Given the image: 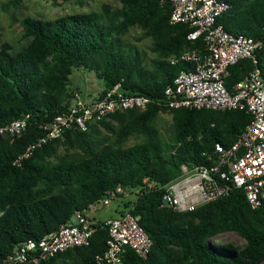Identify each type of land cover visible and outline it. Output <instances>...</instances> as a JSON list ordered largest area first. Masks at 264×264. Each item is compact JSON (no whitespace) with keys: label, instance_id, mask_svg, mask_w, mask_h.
Returning <instances> with one entry per match:
<instances>
[{"label":"trees","instance_id":"1","mask_svg":"<svg viewBox=\"0 0 264 264\" xmlns=\"http://www.w3.org/2000/svg\"><path fill=\"white\" fill-rule=\"evenodd\" d=\"M229 9L218 22L227 31L255 40L264 38V0H221ZM117 11L71 15L44 22L21 21L27 46L0 49V128L29 116L27 131L16 139L0 137V264L29 240L39 241L88 213L119 187L132 191L116 216L131 213L153 241L147 259L128 250L122 264H264V202L252 209L242 192L178 213L162 207L166 186L182 165H210L216 145H234L251 117L244 111L172 110L152 105L147 110L118 112L86 132L70 131L16 165L27 148L41 138L44 126L73 106L70 77L77 70L103 81L101 99L121 85L125 95L161 98L186 65L170 59L187 50L205 53L202 41L190 42L188 25H171L172 7L163 0H121ZM140 28L153 40L156 55L149 68L147 54L125 39ZM264 77V48L258 53ZM250 62L230 69L226 86L253 70ZM73 98V99H72ZM72 99V102H71ZM161 113L173 117L168 140L155 125ZM113 137L101 142L99 128ZM133 136L141 143L125 147ZM61 149L65 155H60ZM155 182L149 189L145 180ZM138 192V193H137ZM89 217V216H88ZM235 233L244 246L218 241ZM108 232L99 228L88 246L59 254L42 264H95L107 250Z\"/></svg>","mask_w":264,"mask_h":264},{"label":"built area","instance_id":"2","mask_svg":"<svg viewBox=\"0 0 264 264\" xmlns=\"http://www.w3.org/2000/svg\"><path fill=\"white\" fill-rule=\"evenodd\" d=\"M166 1L172 7L171 25H188L191 31L187 40L202 41L205 53L187 50L170 59L174 66L184 64L187 67L175 77L161 98L125 95L121 85L89 104L76 93L69 111L44 126L45 134L33 142L15 164L21 165L37 149L63 140L68 132L89 131L91 126L111 120L118 112L147 110L152 105L168 111H244L250 115L251 122L238 141L231 147L216 145L217 160L213 164L182 165L179 177L165 188L162 207L190 213L233 191H240L250 207L258 209L264 202V77L258 57L264 48V38L255 40L227 31L218 22L229 9L221 0ZM243 61L250 62L254 68L230 90L226 86L230 69ZM29 119L26 116L0 128V137L20 138L28 129ZM144 182L149 189L157 188L155 182L148 179ZM131 195L130 189L119 187L108 192V198L93 210L107 207L113 201L123 205ZM99 228L108 232L107 250L97 256L95 264H122L128 250L147 259L152 251L153 241L131 213L96 221L77 212L72 222L61 226L59 231L17 247L2 264H42L74 248L88 246Z\"/></svg>","mask_w":264,"mask_h":264},{"label":"rangeland","instance_id":"3","mask_svg":"<svg viewBox=\"0 0 264 264\" xmlns=\"http://www.w3.org/2000/svg\"><path fill=\"white\" fill-rule=\"evenodd\" d=\"M104 5L110 6L113 11L122 8L121 0H0V49L4 44H9L14 52L22 51L28 44L23 38V28L21 21L25 18H34L44 22L80 14H90L100 12ZM125 39L136 44L147 54V64L152 69L150 62L156 58L151 52L153 40L146 37L140 28H134L125 36ZM103 81L98 80L93 73L84 70H77L70 77L69 92L75 98L76 93L80 94L84 103L89 104L98 99L104 92ZM73 99V98H72ZM71 99V102H72ZM74 104V100H73ZM115 127L118 125L113 119L108 120ZM173 117L170 113H161L154 122L160 134L168 140ZM106 137H111L105 128L100 127L96 136L98 140L104 142ZM142 136H133L126 143L125 147H131L143 141ZM60 155H65V150L61 149ZM131 200L128 197L125 202ZM119 203L111 202L107 207H100L88 213L90 218L104 219L116 216ZM218 241H227L236 246H244L245 240L235 233L223 235Z\"/></svg>","mask_w":264,"mask_h":264},{"label":"crops","instance_id":"4","mask_svg":"<svg viewBox=\"0 0 264 264\" xmlns=\"http://www.w3.org/2000/svg\"><path fill=\"white\" fill-rule=\"evenodd\" d=\"M119 206V205H118ZM117 210H119V207L117 208ZM116 217V216H115ZM110 218H112V217H110ZM91 219H93V220H96V221H104V220H106V219H108V218H104V219H95V218H91Z\"/></svg>","mask_w":264,"mask_h":264}]
</instances>
